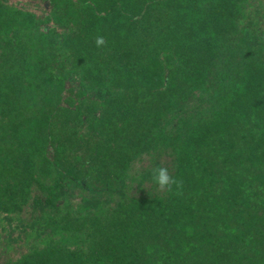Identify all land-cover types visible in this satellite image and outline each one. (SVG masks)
I'll return each instance as SVG.
<instances>
[{
  "label": "trees",
  "instance_id": "16d2710c",
  "mask_svg": "<svg viewBox=\"0 0 264 264\" xmlns=\"http://www.w3.org/2000/svg\"><path fill=\"white\" fill-rule=\"evenodd\" d=\"M0 264H264V0H0Z\"/></svg>",
  "mask_w": 264,
  "mask_h": 264
},
{
  "label": "clouds",
  "instance_id": "9594fccd",
  "mask_svg": "<svg viewBox=\"0 0 264 264\" xmlns=\"http://www.w3.org/2000/svg\"><path fill=\"white\" fill-rule=\"evenodd\" d=\"M98 43H102V40H98ZM152 180L160 186L168 185L170 182V176L168 171L163 166H157L152 169L151 172Z\"/></svg>",
  "mask_w": 264,
  "mask_h": 264
}]
</instances>
